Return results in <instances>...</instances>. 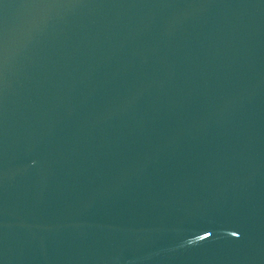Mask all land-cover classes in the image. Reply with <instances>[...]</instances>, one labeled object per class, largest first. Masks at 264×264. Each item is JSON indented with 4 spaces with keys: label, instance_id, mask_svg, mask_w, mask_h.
I'll use <instances>...</instances> for the list:
<instances>
[{
    "label": "water",
    "instance_id": "1",
    "mask_svg": "<svg viewBox=\"0 0 264 264\" xmlns=\"http://www.w3.org/2000/svg\"><path fill=\"white\" fill-rule=\"evenodd\" d=\"M0 264H264V0H0Z\"/></svg>",
    "mask_w": 264,
    "mask_h": 264
}]
</instances>
